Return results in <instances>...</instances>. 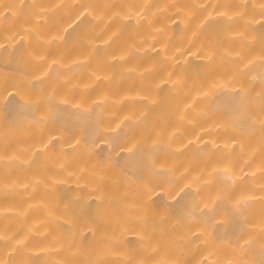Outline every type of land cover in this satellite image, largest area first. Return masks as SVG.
I'll return each instance as SVG.
<instances>
[{
    "label": "bare ground",
    "instance_id": "6f19581e",
    "mask_svg": "<svg viewBox=\"0 0 264 264\" xmlns=\"http://www.w3.org/2000/svg\"><path fill=\"white\" fill-rule=\"evenodd\" d=\"M0 264H264V0H0Z\"/></svg>",
    "mask_w": 264,
    "mask_h": 264
}]
</instances>
